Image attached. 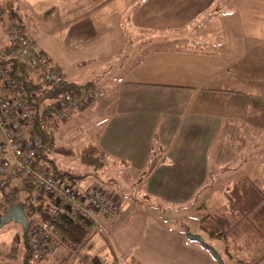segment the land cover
Instances as JSON below:
<instances>
[{
    "label": "crops",
    "instance_id": "0c3cea01",
    "mask_svg": "<svg viewBox=\"0 0 264 264\" xmlns=\"http://www.w3.org/2000/svg\"><path fill=\"white\" fill-rule=\"evenodd\" d=\"M74 5L64 41L83 56L58 60L41 38L28 35L67 82L90 83L97 93L69 118L85 121L90 114L94 135L87 145L100 159L141 170L144 197L155 196L159 208L181 207L175 205L179 194L197 192L201 178L234 170L264 176V0H112L95 10L88 0ZM2 9L16 19L12 3ZM11 46L1 26L0 56ZM124 197L128 210L120 207L115 220L104 221V248L95 235L78 257L57 255L42 264H97L109 245L120 264H216L186 238V224L178 232L139 212L129 216L137 200ZM138 215L141 231L135 233L137 222L128 228L124 221Z\"/></svg>",
    "mask_w": 264,
    "mask_h": 264
},
{
    "label": "built area",
    "instance_id": "2783aa9c",
    "mask_svg": "<svg viewBox=\"0 0 264 264\" xmlns=\"http://www.w3.org/2000/svg\"><path fill=\"white\" fill-rule=\"evenodd\" d=\"M4 27L12 46L5 57L17 56L37 71L48 93H56L63 80L62 73L32 45L24 27L0 11V27ZM2 59V58H0ZM92 87L62 91L50 101L53 116L47 122L50 129L66 121L70 114L92 102ZM44 138L36 132V118L26 103L21 84L0 62V202L12 201L23 184L33 186L34 192L47 198L46 219H37L29 231L32 264H41L47 257L61 253L63 261L75 256L80 245L57 230L58 218L63 216L92 237L106 233L104 221L115 220L120 207L108 193L91 189L85 193L74 190L68 182L52 174L45 166ZM0 203V217L6 209Z\"/></svg>",
    "mask_w": 264,
    "mask_h": 264
},
{
    "label": "rangeland",
    "instance_id": "374dc122",
    "mask_svg": "<svg viewBox=\"0 0 264 264\" xmlns=\"http://www.w3.org/2000/svg\"><path fill=\"white\" fill-rule=\"evenodd\" d=\"M78 1L80 0H69V3H67L69 7L63 4V0H0V4L7 2L12 3L15 8H17L16 21L21 20L20 24L23 23L26 26L29 32L28 34L32 35V33H34L41 38L46 46V50H49L53 57L61 60L73 58L76 55L83 56L84 53L81 48L69 46L64 41L65 34L67 33L65 20L67 15H70L73 11L70 6H73L75 2ZM129 2L130 0H126V3ZM80 7L83 6L81 5ZM73 8H76L75 5ZM97 98V93H95V99ZM86 118L87 120L84 121V118H74L73 116L66 121L56 123L50 129L53 144L48 152V157L52 160V166L58 171L68 173L70 176H77L74 179L70 178L65 180L74 190L85 193L91 189H97L101 192L108 193L111 197L116 199L123 211L128 210L127 200L124 201L123 198H125L124 196H129L137 200L136 205L130 210L131 213L129 216L139 212L149 217L150 223H152L151 221L159 222L165 229L178 232H180V227L182 229L181 223H184L190 230L194 231L191 233H200V235H203L202 237L206 242L212 243L215 250L218 251L224 259L225 264H242L241 261L244 260V258L251 264H264V259L261 260V258L264 257V248H258L253 253H249L246 256L231 251L234 258H228L225 253L224 241L211 239L207 234L203 233L199 227V221L203 216L216 213L217 211L216 208L211 206L210 201L222 196V193L235 180L242 177L239 170L226 172L220 177L201 178V188L197 192L194 194H179V198L182 199L180 200V204L175 205L181 207L172 208L161 206V208H159L157 203L159 201L155 199V196L149 199L144 197L147 196L145 193L146 186L141 183L146 180V176L143 175L142 171L138 170V168H129L126 164L121 162L112 164V162H110L111 158L103 161L102 167L97 170H94L92 165H85L82 163L80 158L81 150L93 139L94 135V131L91 130L93 126H88L89 120L90 122L93 121L90 114L87 113ZM49 170L52 173L51 166ZM213 181H215V184H212ZM29 195L31 197V203H40V199L38 198L40 195L37 194L36 191L29 193L21 189L18 192L19 200H23ZM43 199L45 203H47V198L44 197ZM138 217L139 215L132 221L131 219H126L124 224H128V228H130L133 222L138 221V219H136ZM140 227L141 225L137 222L135 233L141 231ZM22 233L21 226L15 222H9L0 228L1 251L7 252L15 238L20 247L18 259L12 261L1 255L0 264H17L19 260H21L24 241ZM169 237L171 238V235H169ZM95 239L100 240L102 248H104V237L98 234L94 237V240ZM173 243V240H164L163 242L165 247L169 249L173 247ZM192 244L197 246L199 250L206 252L204 254L208 253L210 255V253L203 249L198 243L193 242ZM78 256L79 252L74 257L76 258ZM211 258L215 260L212 256ZM45 263H47V261H45L44 264Z\"/></svg>",
    "mask_w": 264,
    "mask_h": 264
},
{
    "label": "trees",
    "instance_id": "16d2710c",
    "mask_svg": "<svg viewBox=\"0 0 264 264\" xmlns=\"http://www.w3.org/2000/svg\"><path fill=\"white\" fill-rule=\"evenodd\" d=\"M92 10H95L112 0H89ZM4 16L16 20L8 10H0ZM20 23V22H19ZM42 54V53H40ZM43 55V54H42ZM44 56V55H43ZM45 57V56H44ZM0 62L10 70L12 78L16 79L24 92L26 103L32 108L36 118V132L44 138V148L41 155H44L45 166L52 167V174L60 179H74L77 176H70L68 173L58 171L52 166V160L48 152L52 147V135L47 128V122L53 116V109L50 100H55L62 91L88 87L91 84L83 85L62 80L56 93H48L41 76L28 72L27 64L17 56H0ZM47 59V58H46ZM48 60V59H47ZM49 61V60H48ZM97 149L93 145H87L81 150V161L85 165H92L94 170L102 167L103 160L97 156ZM20 189L29 193L34 192L33 186L23 184ZM19 192V191H18ZM18 192L15 193L12 201L5 198L0 203H6L4 213L14 205H19L30 219L31 226L37 219H46L45 214L48 205L41 196L39 204L31 203L30 195L19 200ZM211 206L216 208V213L207 214L199 221V227L203 233L211 239L223 240L225 253L228 258H234L231 251L241 253L242 251H255L264 248V176H243L235 180L223 193L222 196L212 199ZM57 230L71 238L83 248L92 237H86L85 232L66 217H59ZM186 233L189 229H185ZM27 242H23V254L17 264H32L31 249ZM19 244L15 239L7 252L0 250V256L14 261L18 259ZM100 264H120L115 251L109 245L108 251Z\"/></svg>",
    "mask_w": 264,
    "mask_h": 264
},
{
    "label": "water",
    "instance_id": "95a60500",
    "mask_svg": "<svg viewBox=\"0 0 264 264\" xmlns=\"http://www.w3.org/2000/svg\"><path fill=\"white\" fill-rule=\"evenodd\" d=\"M9 222H15L22 227V238L24 242H27V233L29 227V219L25 214L22 207L19 205L12 206L1 218H0V228ZM186 238L191 242L198 243L203 249L208 251L210 255L215 259L217 264H225L223 258L218 251L215 250L213 246L208 244L200 234H195L191 232L186 233Z\"/></svg>",
    "mask_w": 264,
    "mask_h": 264
},
{
    "label": "bare ground",
    "instance_id": "6f19581e",
    "mask_svg": "<svg viewBox=\"0 0 264 264\" xmlns=\"http://www.w3.org/2000/svg\"><path fill=\"white\" fill-rule=\"evenodd\" d=\"M31 251V250H30ZM31 257H33V252L31 251Z\"/></svg>",
    "mask_w": 264,
    "mask_h": 264
}]
</instances>
